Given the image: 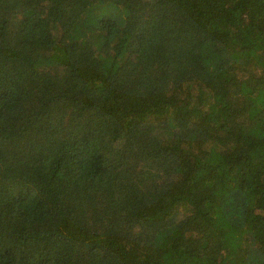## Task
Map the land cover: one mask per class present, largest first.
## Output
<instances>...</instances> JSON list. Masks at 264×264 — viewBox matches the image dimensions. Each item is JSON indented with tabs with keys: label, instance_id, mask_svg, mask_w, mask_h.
I'll use <instances>...</instances> for the list:
<instances>
[{
	"label": "trees",
	"instance_id": "1",
	"mask_svg": "<svg viewBox=\"0 0 264 264\" xmlns=\"http://www.w3.org/2000/svg\"><path fill=\"white\" fill-rule=\"evenodd\" d=\"M0 264H264V0H0Z\"/></svg>",
	"mask_w": 264,
	"mask_h": 264
}]
</instances>
